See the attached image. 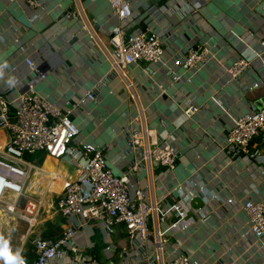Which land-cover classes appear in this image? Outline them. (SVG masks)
I'll use <instances>...</instances> for the list:
<instances>
[{
    "label": "crops",
    "instance_id": "crops-1",
    "mask_svg": "<svg viewBox=\"0 0 264 264\" xmlns=\"http://www.w3.org/2000/svg\"><path fill=\"white\" fill-rule=\"evenodd\" d=\"M129 2L135 28L160 34L165 49L161 63L148 65L154 76L145 71L146 63L133 65L130 72L150 127L160 141H172L179 151L175 169L144 167L132 180V197L142 190L151 201H161L158 215L149 221L151 231L160 230L166 240L162 261L156 264H165L176 253L190 254L193 264H264L262 242L244 235L249 227L244 204L264 201V139L249 145L248 152L254 155L249 164H233L222 152L234 121L251 107L264 109V86L247 90L256 79L253 70L237 81L226 75L237 56L249 58L258 51L264 39V0ZM70 12L80 18L52 26ZM36 15L37 19L22 3L0 0V85L15 86V96L22 93L31 77L26 60L32 59L47 74L36 82L37 92L63 112H72L81 149L96 145L108 154L114 173L127 172L134 156L128 152L123 123L124 114L133 108L122 81L110 73L107 53L116 16L106 0H44V11ZM190 46L208 47L209 61L195 70L177 68L175 61ZM173 71L179 82L172 81ZM98 84L102 85L96 99L82 103ZM188 100L199 109L190 118L181 112ZM8 138L0 131V148ZM39 157L42 171L58 176L54 188L45 195L35 225L22 220L6 231L0 264H11L18 256L33 260L37 237L55 241L68 228L55 205L65 186L79 177L83 159ZM182 192L194 196L190 204L182 201ZM19 209L22 213L23 205ZM204 214L209 220L202 219ZM76 243L78 253L59 258L56 264H136L135 252L155 253L153 238L140 249L121 226L113 230L110 259L97 223L81 228Z\"/></svg>",
    "mask_w": 264,
    "mask_h": 264
},
{
    "label": "built area",
    "instance_id": "built-area-1",
    "mask_svg": "<svg viewBox=\"0 0 264 264\" xmlns=\"http://www.w3.org/2000/svg\"><path fill=\"white\" fill-rule=\"evenodd\" d=\"M14 1L25 5L35 19L38 18L36 12L44 11V0ZM106 1L117 18L107 43L110 73L122 81L133 108L124 114L123 131L128 152L134 156V161L127 172L116 174L110 167L106 151L96 145L82 147V150V143H77L80 130L71 117L72 112H63L37 92L36 82L45 80L47 74L32 59H27L31 77L22 93L15 96V86L0 85V131L9 136L7 143L0 148V208L7 204L2 211L14 213L18 206L23 205L21 218L35 225L45 206L44 197L54 188L58 177L53 172L46 174L42 171L38 165L39 156L56 160L81 156L83 163L79 177L65 186L64 195L55 205L59 214L67 219L68 228L55 241L37 237L34 242L36 257L27 260L18 256L11 264H56L59 258L76 255L79 249L76 243L78 232L90 223L98 224L108 259L112 258L113 230L121 226L140 249L149 239H154L153 256H140L135 252L136 264L162 261L166 243L164 234L158 229L151 231L149 228L151 217L158 215L161 201H151L142 190H136L132 197V180L144 167L175 169L179 151L172 141H160L155 130L150 127L139 86L130 68L138 63H146L145 71L154 76L155 72L150 71L148 65L161 63L165 49L160 34L135 28L134 12L129 0ZM79 18L78 13L70 12L62 20L72 22ZM210 57L208 47L190 46L183 58L175 61V66L186 70L199 69ZM249 69L254 71L256 79L247 90L264 86V78L259 75L264 74V39L260 41L254 56H237L226 69V75L230 81H237ZM172 76L174 83L179 82L180 76L176 72L173 71ZM101 85L98 84L88 93L82 103L94 101ZM198 111V107L190 100L181 109L188 118ZM261 136L264 139V109L251 107L229 128L222 152L233 164L238 161L249 164L254 155L249 154L248 147ZM28 156L35 158V161L29 160ZM10 197L16 198V204H8L12 201ZM180 197L186 204H190L194 198L183 192ZM244 209L249 215V227L244 235H251L264 245V201H247ZM209 218L208 214L202 217L204 221ZM165 264H193V260L190 254L176 253Z\"/></svg>",
    "mask_w": 264,
    "mask_h": 264
},
{
    "label": "rangeland",
    "instance_id": "rangeland-1",
    "mask_svg": "<svg viewBox=\"0 0 264 264\" xmlns=\"http://www.w3.org/2000/svg\"><path fill=\"white\" fill-rule=\"evenodd\" d=\"M11 200H12L11 203H8V204H16V198L15 197H12ZM20 204H21V201L19 202V205ZM6 206H7V204H4L1 206L3 208H0V242H3V243L8 242V240H6L7 238H5V236H4V234H7L6 231L10 227H15V224L17 222H22V220H23L21 218L22 213L19 209V206L16 208V211L14 213L3 212L2 209H5ZM6 236L9 237V239H11L10 238L11 234L6 235Z\"/></svg>",
    "mask_w": 264,
    "mask_h": 264
},
{
    "label": "water",
    "instance_id": "water-1",
    "mask_svg": "<svg viewBox=\"0 0 264 264\" xmlns=\"http://www.w3.org/2000/svg\"><path fill=\"white\" fill-rule=\"evenodd\" d=\"M62 21V18L61 19H57L56 21H54L53 22V24H52V26H56V25H58L60 22ZM78 37H76L74 40H72L71 42H70V44L72 45V44H74L75 42H77L78 41Z\"/></svg>",
    "mask_w": 264,
    "mask_h": 264
}]
</instances>
